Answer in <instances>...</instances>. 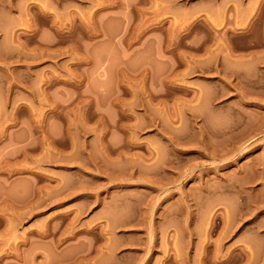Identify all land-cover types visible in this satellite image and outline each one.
Returning a JSON list of instances; mask_svg holds the SVG:
<instances>
[{"label":"rangeland","instance_id":"374dc122","mask_svg":"<svg viewBox=\"0 0 264 264\" xmlns=\"http://www.w3.org/2000/svg\"><path fill=\"white\" fill-rule=\"evenodd\" d=\"M0 264H264V0H0Z\"/></svg>","mask_w":264,"mask_h":264}]
</instances>
